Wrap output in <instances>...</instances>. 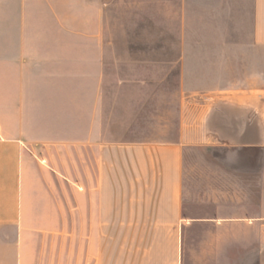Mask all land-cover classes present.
<instances>
[{
    "label": "crops",
    "instance_id": "0c3cea01",
    "mask_svg": "<svg viewBox=\"0 0 264 264\" xmlns=\"http://www.w3.org/2000/svg\"><path fill=\"white\" fill-rule=\"evenodd\" d=\"M151 1L0 0V264L44 260L59 208H70L59 166L71 148L78 208L87 197L90 208H167L179 226L181 208H264V0H174L189 99L175 128L156 125L169 136L144 138L134 133L151 114L146 70L166 64L150 56L165 52L150 47ZM198 149L237 156L198 159L189 170ZM238 218L183 223L243 227Z\"/></svg>",
    "mask_w": 264,
    "mask_h": 264
},
{
    "label": "rangeland",
    "instance_id": "374dc122",
    "mask_svg": "<svg viewBox=\"0 0 264 264\" xmlns=\"http://www.w3.org/2000/svg\"><path fill=\"white\" fill-rule=\"evenodd\" d=\"M168 2L170 4L164 6L158 0H152L149 6L150 47L157 43L165 46L162 54L151 52V60L164 59L166 64L164 67L151 64L146 70L150 81L145 91L150 95L147 107L151 114L146 118L149 123L144 125L143 132L134 133L144 138L169 136V131L161 133L156 125L165 119L175 128L179 109L185 107L183 104L189 99L185 92L181 93L179 86V6L173 3L174 0ZM163 6L167 10L165 26L161 25L162 20L160 23L157 20V13ZM107 11L108 26L109 7ZM158 28L162 32L160 37L156 35ZM106 35L108 40V31ZM104 59L110 60V54L105 53ZM164 108L165 114L159 112ZM56 154L60 158L61 150ZM189 155L192 164L196 163L188 167L193 171L198 168L197 163L201 164L198 159L237 156L234 152L227 154L218 149H198ZM67 157L69 163L60 165L59 169L63 167L69 176L70 208H59L60 228L47 234L53 240L46 246L44 260H39L38 264H264V225L261 230L253 225L254 222L264 224V208H181L182 226L178 224L179 218L171 216L167 208H90L88 197L86 208H78L79 187L83 183L78 177V150L69 149L68 155L63 157L64 162ZM85 170L87 178H91L93 166L88 164V159ZM237 215L245 224L243 227L217 228L215 225L183 223L200 218L210 221L233 219Z\"/></svg>",
    "mask_w": 264,
    "mask_h": 264
}]
</instances>
